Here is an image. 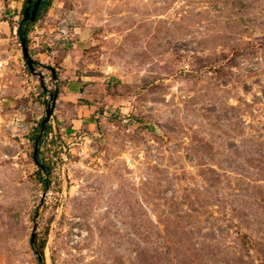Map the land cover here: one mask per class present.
Listing matches in <instances>:
<instances>
[{"label":"rangeland","instance_id":"374dc122","mask_svg":"<svg viewBox=\"0 0 264 264\" xmlns=\"http://www.w3.org/2000/svg\"><path fill=\"white\" fill-rule=\"evenodd\" d=\"M44 1L29 72L0 0V264H264V0Z\"/></svg>","mask_w":264,"mask_h":264},{"label":"water","instance_id":"95a60500","mask_svg":"<svg viewBox=\"0 0 264 264\" xmlns=\"http://www.w3.org/2000/svg\"><path fill=\"white\" fill-rule=\"evenodd\" d=\"M31 1L32 0H27V4L23 10V17H22L23 21H28L30 24L35 21L36 16L38 14L39 6L43 0H35L32 5H31ZM19 40H20V45H21L22 56H23L24 60L26 61L27 67L30 69V71H32V61L29 59L25 37H20ZM51 114H52V109L48 108L46 111V114H45V118L43 119V121L41 123V131L43 130L45 123L48 122ZM38 140H39V136L37 137V139L35 141V147H34V153H33V159H34L35 163H36V152H37L36 146H37ZM30 242H31V244H33V242H34V235L33 234L30 237Z\"/></svg>","mask_w":264,"mask_h":264},{"label":"trees","instance_id":"16d2710c","mask_svg":"<svg viewBox=\"0 0 264 264\" xmlns=\"http://www.w3.org/2000/svg\"><path fill=\"white\" fill-rule=\"evenodd\" d=\"M34 1L35 0H32L31 1V5L33 4ZM26 4H27V0H25L24 7H26ZM47 5H48V3L46 1H44V0L41 2L40 6H39V9H38V14L36 16V20L39 18V16L41 15V12L47 7ZM28 24H29L28 21L21 20L20 26H19V28L17 30V32H18V34H19L20 37H25V33L23 32L22 26H25V25H28ZM26 43H27V41H26ZM27 70L30 72V69L28 67H27ZM51 97H52V99L53 98H56L57 97V93H52L51 94ZM41 123H42V121L39 123V125H41ZM49 130L50 129H48V131ZM33 141H36V136L33 138ZM36 164L37 165L39 164L37 160H36ZM39 167H40L41 171L44 174H49V168L48 167H46L45 165H44V168L42 166H40V165H39ZM41 184H43V187L44 188L47 187V183L41 181ZM37 252H38V256H37L38 262H40V264H44V261H43V252H42V245L37 246Z\"/></svg>","mask_w":264,"mask_h":264},{"label":"crops","instance_id":"0c3cea01","mask_svg":"<svg viewBox=\"0 0 264 264\" xmlns=\"http://www.w3.org/2000/svg\"><path fill=\"white\" fill-rule=\"evenodd\" d=\"M74 92H76V91H74Z\"/></svg>","mask_w":264,"mask_h":264}]
</instances>
